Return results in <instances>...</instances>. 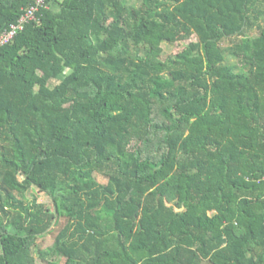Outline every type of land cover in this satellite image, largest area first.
Masks as SVG:
<instances>
[{
	"label": "trees",
	"instance_id": "1",
	"mask_svg": "<svg viewBox=\"0 0 264 264\" xmlns=\"http://www.w3.org/2000/svg\"><path fill=\"white\" fill-rule=\"evenodd\" d=\"M26 4L0 0V33ZM36 246L264 264V0H48L0 45V264Z\"/></svg>",
	"mask_w": 264,
	"mask_h": 264
},
{
	"label": "rangeland",
	"instance_id": "2",
	"mask_svg": "<svg viewBox=\"0 0 264 264\" xmlns=\"http://www.w3.org/2000/svg\"><path fill=\"white\" fill-rule=\"evenodd\" d=\"M186 43H187V41L186 42L183 41V42H179V43H174V44H170L168 42L163 43L162 44L163 49H164L163 56H166L168 54H172L173 52H176V51L180 50ZM223 46H227V42H223ZM227 61L230 64H232V65H236V59H235L234 56H232V54L229 51H227ZM237 70L241 71V72H246L247 68L246 67H242V66H238ZM97 178H98L99 181H101L103 183L106 182V179L103 176H101V175H97ZM30 194L32 195V191H31ZM37 196H38V200L39 201L47 202L49 200V198L44 193H37ZM58 230H59V227H55L54 230L51 233H49V234H47L45 236H41L37 240L38 245H39V247L42 250H48V249H50L53 246L54 240H55V236H56ZM33 253H34L35 257H36V264H45L38 257V246H36L34 248V252ZM54 258L56 260H63L64 257L62 255H60V254H57V255H55Z\"/></svg>",
	"mask_w": 264,
	"mask_h": 264
},
{
	"label": "built area",
	"instance_id": "3",
	"mask_svg": "<svg viewBox=\"0 0 264 264\" xmlns=\"http://www.w3.org/2000/svg\"><path fill=\"white\" fill-rule=\"evenodd\" d=\"M48 0H27L22 13L16 22L9 25L8 28L0 33V45L10 43L14 37L24 29L27 23L36 19L37 12L47 6Z\"/></svg>",
	"mask_w": 264,
	"mask_h": 264
}]
</instances>
